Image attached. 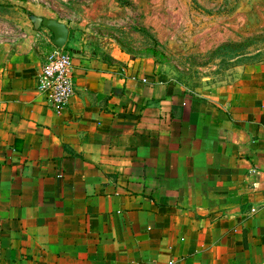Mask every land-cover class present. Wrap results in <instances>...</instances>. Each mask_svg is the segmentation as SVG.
Instances as JSON below:
<instances>
[{
    "label": "crops",
    "instance_id": "1",
    "mask_svg": "<svg viewBox=\"0 0 264 264\" xmlns=\"http://www.w3.org/2000/svg\"><path fill=\"white\" fill-rule=\"evenodd\" d=\"M42 30L0 48V264H264V62L192 93L68 31L75 91L56 111Z\"/></svg>",
    "mask_w": 264,
    "mask_h": 264
},
{
    "label": "rangeland",
    "instance_id": "2",
    "mask_svg": "<svg viewBox=\"0 0 264 264\" xmlns=\"http://www.w3.org/2000/svg\"><path fill=\"white\" fill-rule=\"evenodd\" d=\"M43 19L85 54L149 60L192 93L264 62V0H0V48L40 43Z\"/></svg>",
    "mask_w": 264,
    "mask_h": 264
},
{
    "label": "built area",
    "instance_id": "3",
    "mask_svg": "<svg viewBox=\"0 0 264 264\" xmlns=\"http://www.w3.org/2000/svg\"><path fill=\"white\" fill-rule=\"evenodd\" d=\"M37 91L45 95L50 107L56 111L67 107L73 96V68L71 55L65 48H54L37 74Z\"/></svg>",
    "mask_w": 264,
    "mask_h": 264
},
{
    "label": "water",
    "instance_id": "4",
    "mask_svg": "<svg viewBox=\"0 0 264 264\" xmlns=\"http://www.w3.org/2000/svg\"><path fill=\"white\" fill-rule=\"evenodd\" d=\"M41 24L51 32L53 36L52 45L57 49L64 48L68 38V29L53 20L43 19Z\"/></svg>",
    "mask_w": 264,
    "mask_h": 264
}]
</instances>
